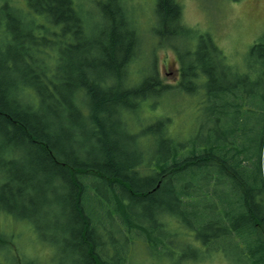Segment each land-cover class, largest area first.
<instances>
[{
    "label": "trees",
    "instance_id": "16d2710c",
    "mask_svg": "<svg viewBox=\"0 0 264 264\" xmlns=\"http://www.w3.org/2000/svg\"><path fill=\"white\" fill-rule=\"evenodd\" d=\"M130 2L0 3V214L62 209L54 243L73 264H264V35L238 59L155 0L169 84ZM164 95L192 109L185 136Z\"/></svg>",
    "mask_w": 264,
    "mask_h": 264
},
{
    "label": "rangeland",
    "instance_id": "374dc122",
    "mask_svg": "<svg viewBox=\"0 0 264 264\" xmlns=\"http://www.w3.org/2000/svg\"><path fill=\"white\" fill-rule=\"evenodd\" d=\"M4 1L6 0H0V3ZM10 1L18 6H25V0ZM77 1L85 3L84 10L93 11V9L103 6L94 3V0ZM177 1L182 6L183 21L186 25L196 27L201 33L210 32L221 49L227 53H237L238 59L240 55L242 56L241 52L245 51L252 42L263 39L264 0ZM154 2L155 0H131L130 4L137 15V23L148 41L145 44V50H147L145 54L146 66H150L154 62L159 76L164 82L170 84L178 79L179 62L172 49L156 46V39L150 41L151 37L147 32L154 21ZM94 20L95 17L94 19H88V29L91 28L95 22ZM172 97L176 96L164 95L159 109L162 110L168 107L166 111L174 115L171 129L173 132L177 131L180 132L181 136H185L190 130L192 109L186 102H177ZM186 101L188 102V99ZM175 109H177L176 112ZM142 118H144L142 114L139 115V119ZM139 119L136 117L134 120L136 122ZM124 140L130 143L129 139L124 138ZM34 194H32L34 200L40 198L45 200L54 196L48 190L40 195L35 192ZM27 208L29 209L25 211L29 214L27 218H21L10 212L0 214V235L5 241L2 243L3 247L0 246V263L14 264V257H18L21 261H17L19 264H30L29 261H33L37 257L40 258L41 264H73V261L69 259L62 247L58 243H54L60 237L57 223L61 224L67 221L62 219L63 210L42 206L39 214H35V211L33 212L28 204ZM21 209L18 207V211ZM47 214L49 216H45ZM145 254L148 255L146 252H142V255ZM136 255L140 257L139 254L136 253ZM162 260L163 264H167L163 258ZM152 264L158 263L154 262ZM195 264H222V262L214 259L209 262Z\"/></svg>",
    "mask_w": 264,
    "mask_h": 264
}]
</instances>
